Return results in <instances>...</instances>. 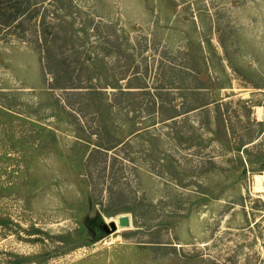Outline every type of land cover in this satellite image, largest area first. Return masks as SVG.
Returning <instances> with one entry per match:
<instances>
[{
  "label": "rangeland",
  "instance_id": "rangeland-1",
  "mask_svg": "<svg viewBox=\"0 0 264 264\" xmlns=\"http://www.w3.org/2000/svg\"><path fill=\"white\" fill-rule=\"evenodd\" d=\"M33 3L0 26V264H264V0Z\"/></svg>",
  "mask_w": 264,
  "mask_h": 264
},
{
  "label": "trees",
  "instance_id": "trees-1",
  "mask_svg": "<svg viewBox=\"0 0 264 264\" xmlns=\"http://www.w3.org/2000/svg\"><path fill=\"white\" fill-rule=\"evenodd\" d=\"M34 0H0V26L7 27L17 23L22 25L24 17L34 15L38 9Z\"/></svg>",
  "mask_w": 264,
  "mask_h": 264
},
{
  "label": "water",
  "instance_id": "water-1",
  "mask_svg": "<svg viewBox=\"0 0 264 264\" xmlns=\"http://www.w3.org/2000/svg\"><path fill=\"white\" fill-rule=\"evenodd\" d=\"M133 225L132 215L129 212L119 213L115 218H113L110 223L103 222L102 230L110 234L112 232L118 231L119 229L131 228Z\"/></svg>",
  "mask_w": 264,
  "mask_h": 264
},
{
  "label": "bare ground",
  "instance_id": "bare-ground-1",
  "mask_svg": "<svg viewBox=\"0 0 264 264\" xmlns=\"http://www.w3.org/2000/svg\"><path fill=\"white\" fill-rule=\"evenodd\" d=\"M256 187L257 188H262L263 187V175H258L257 176ZM119 230H121V229H119Z\"/></svg>",
  "mask_w": 264,
  "mask_h": 264
}]
</instances>
